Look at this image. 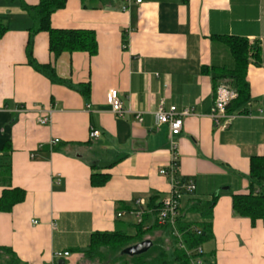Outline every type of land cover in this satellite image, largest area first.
I'll return each instance as SVG.
<instances>
[{"label": "crops", "instance_id": "obj_1", "mask_svg": "<svg viewBox=\"0 0 264 264\" xmlns=\"http://www.w3.org/2000/svg\"><path fill=\"white\" fill-rule=\"evenodd\" d=\"M98 1L66 0L50 16L54 28L94 31V55L53 58L47 32L34 35L33 58L53 65L59 81L52 82L27 64L25 53L33 22L21 3L39 0H0L7 24L0 37V164L10 165L11 186L25 192L9 212L0 211V247L26 264H79L92 233L126 226L132 234L136 219L123 206L162 200L170 189L159 174L173 152L167 125L155 123L162 103L191 111L174 139L178 175L195 184L179 212L196 223L193 203L217 197L211 236L200 246L203 264H264L263 223L232 209V196L247 192L251 157H264V0ZM218 35L260 48L248 58L249 98L225 127L210 118L215 90L203 71L233 65L213 39ZM110 89L130 112L111 111ZM92 174L108 179L93 185ZM56 252L69 256L55 260Z\"/></svg>", "mask_w": 264, "mask_h": 264}, {"label": "trees", "instance_id": "obj_2", "mask_svg": "<svg viewBox=\"0 0 264 264\" xmlns=\"http://www.w3.org/2000/svg\"><path fill=\"white\" fill-rule=\"evenodd\" d=\"M104 4V0H100ZM66 0H39L36 5L21 3L24 10L31 18L33 26L29 32L26 44L27 64L37 72L47 76L50 81L57 82L54 67L51 63L39 64L32 55L33 37L38 32H47L48 49L53 58L67 52H84L92 56L97 51L95 33L88 29H60L54 28L50 23L51 14L65 6ZM7 30V24L0 17V37ZM220 42L232 58L231 68L213 66L211 69L203 68L204 72H210L213 89L228 80L229 88L236 96L226 106L228 113L237 112L249 98V86L246 80V70L249 56H258L260 48L256 44L252 46L247 39L238 36L218 35L213 37ZM87 93V91H85ZM249 185L247 192L232 196V209L235 215L246 217L251 224L260 220L264 225V157H251L249 162ZM186 178V177H185ZM108 179L107 175L92 174L91 184L101 186ZM0 185L3 186L0 196V211L9 212L15 204L22 202L25 192L19 187L10 184V165L0 164ZM216 196L210 201H195L190 207V212L197 213L200 221L194 223L184 219V214L179 212L176 220V229L181 233V242L187 250L200 246L211 236V215ZM151 197L146 200L141 208L142 219L139 223H132L133 233H127L125 229L114 232H94L90 235L89 244L82 251L79 264H189L186 252L177 246L178 240L171 235L167 227H160L155 222L156 211L160 207L161 200ZM124 210H136L132 205L123 206ZM200 229V234L192 232L194 226ZM160 230L167 239L171 240L172 249L168 252L160 237L152 240L150 234ZM144 239H150L152 246L140 255L128 256L122 253L125 247L138 243ZM0 264H26L7 247H0Z\"/></svg>", "mask_w": 264, "mask_h": 264}, {"label": "built area", "instance_id": "obj_3", "mask_svg": "<svg viewBox=\"0 0 264 264\" xmlns=\"http://www.w3.org/2000/svg\"><path fill=\"white\" fill-rule=\"evenodd\" d=\"M236 94L232 91L226 84L220 83L215 89L213 106L210 112V118L216 127H225L226 124L234 116L233 113H228L226 110L227 104L235 98ZM106 104L110 107L111 111L117 115L121 116L125 112H130L126 109L121 100L118 97V92L116 89H110L106 93L105 97ZM191 111L188 108H183L178 110L175 106H170L168 109H164L162 103L159 105L158 109L154 113L155 123L157 126L167 125L169 133L171 136L170 147L172 149V157L170 164L167 167H161L159 174L166 177L170 183V189L168 194L161 200L160 207L156 211L155 222L160 227H167L171 235L177 238V246L186 252L189 258V264H203L204 254L200 246L193 249L187 250L185 245L180 241L181 233L176 229V220L179 215V209L181 205V199L184 195H190L193 193L195 184L194 181L189 177H181L178 175V165H177V143L174 140L176 136L179 135L183 119L190 115ZM259 114L264 115V111L259 110ZM137 119L140 121L141 117L136 115ZM48 120V112L43 114L39 119V124L44 125ZM99 136V131L91 129L90 137L97 138ZM57 140L51 142L54 143ZM145 205V201L138 199L134 202L136 210H130L124 213L135 217L136 223H139L142 219L143 211L141 208ZM123 212L117 213V217H121ZM192 232L200 234V229L192 226L190 228ZM69 256L68 252H56L54 253L55 260L61 259L62 261ZM48 264H62V262L52 261Z\"/></svg>", "mask_w": 264, "mask_h": 264}, {"label": "water", "instance_id": "obj_4", "mask_svg": "<svg viewBox=\"0 0 264 264\" xmlns=\"http://www.w3.org/2000/svg\"><path fill=\"white\" fill-rule=\"evenodd\" d=\"M151 246L152 241L150 239H144L138 243L125 247L122 253L128 256H136L147 252Z\"/></svg>", "mask_w": 264, "mask_h": 264}, {"label": "rangeland", "instance_id": "obj_5", "mask_svg": "<svg viewBox=\"0 0 264 264\" xmlns=\"http://www.w3.org/2000/svg\"><path fill=\"white\" fill-rule=\"evenodd\" d=\"M222 83H224V84H226V85H229V84H228V80H223ZM135 222H136V221H135ZM125 231H129V229H127L126 226H125ZM154 234H155L154 232H152V233L150 234V237L152 238V240L155 241L154 238H156V237H160L161 240L164 242L165 247L168 249V252H170L171 249H172L171 240H170V239H167V238H166L165 236H163V235H157V236L154 237ZM200 246L203 247V243L200 244ZM109 264H113V263H109Z\"/></svg>", "mask_w": 264, "mask_h": 264}]
</instances>
